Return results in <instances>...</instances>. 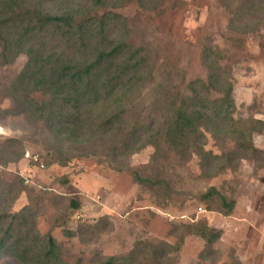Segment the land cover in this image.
Returning a JSON list of instances; mask_svg holds the SVG:
<instances>
[{"label":"trees","instance_id":"1","mask_svg":"<svg viewBox=\"0 0 264 264\" xmlns=\"http://www.w3.org/2000/svg\"><path fill=\"white\" fill-rule=\"evenodd\" d=\"M133 2L153 12L162 0H0V65L27 57L21 74L5 89L15 107L8 115L42 124L68 150L65 157L58 148L62 166L77 157H95L118 172L129 169L135 184L162 201L177 196L160 167L171 153L184 163L197 158L208 179L237 171L243 161L264 168V150L254 145V137L264 134V121L237 119L234 76L222 66L220 51H204L206 80L190 82L186 92L160 86L149 113L143 116L140 93L152 83L154 74L149 53L134 43V22L120 13ZM221 3L228 9L236 6L255 10L253 16H264V0ZM209 137L219 147L217 154L208 150ZM148 147L155 151L151 162L131 168L132 157ZM24 157L23 141L0 142V163L18 164ZM23 182L17 184L20 189L0 182V202L13 193L27 192ZM60 182L72 190L68 196L56 197L57 203L67 202V213L56 226L67 229L68 212H79L83 204L69 176ZM230 190L227 194L212 187L199 201L209 212L230 217L237 205L235 190ZM12 199L9 211L16 202L14 196ZM8 214L0 205V257H12L22 264H67L61 244L51 235L43 237L37 232L31 207L11 217ZM102 222L89 227L95 236ZM176 229L175 245L142 242L126 256L104 258L98 254L92 264L159 263L176 257L191 236L205 243L201 261L217 255L214 247L223 232L210 227L207 220ZM65 231L69 237L77 236Z\"/></svg>","mask_w":264,"mask_h":264},{"label":"rangeland","instance_id":"2","mask_svg":"<svg viewBox=\"0 0 264 264\" xmlns=\"http://www.w3.org/2000/svg\"><path fill=\"white\" fill-rule=\"evenodd\" d=\"M254 12L236 6L225 8L221 0H162L160 8L153 12L133 2L121 10L134 22V43L146 49L153 67L154 79L141 90L138 101L143 116L149 113L160 86L186 92L190 82L206 80L202 56L212 48L223 53L222 66L234 76L237 119L264 121V16L256 18L251 15ZM26 63L27 57L22 55L11 65H0V142L21 140L25 146L20 163H0V182L20 189L17 184L23 180L29 189L0 202L10 217L31 207L36 214L37 232L43 237L51 235L61 244L67 264H92L98 254L104 258L126 256L142 242L175 245L176 228L203 219L223 232L214 247L216 256L207 255V260L201 261L205 243L191 236L176 257L147 264H264V168L243 161L237 171L208 179L203 177L197 158L184 163L171 153L160 164L177 194L169 202L158 200L135 184L129 169L118 172L109 164L101 165L95 157H77L64 167L58 148L65 157L68 150L42 124H31L25 116L7 113L15 107L5 89ZM254 145L264 150V134L254 137ZM218 148L209 137L208 150L217 154ZM154 152L148 147L135 155L130 167L147 166ZM68 176L83 207L79 212H68L70 220L65 229L57 227L56 222L66 215L67 202L57 203L56 197L68 196L72 191L60 184ZM212 187L227 194H231V188L235 190L237 205L232 216L209 212L200 203V196ZM13 196L16 202L9 211ZM102 219V228L95 236L89 227ZM65 230L77 236L69 237ZM80 233H84L83 237ZM0 264L22 263L0 257Z\"/></svg>","mask_w":264,"mask_h":264}]
</instances>
